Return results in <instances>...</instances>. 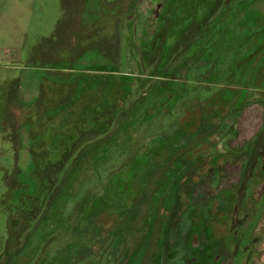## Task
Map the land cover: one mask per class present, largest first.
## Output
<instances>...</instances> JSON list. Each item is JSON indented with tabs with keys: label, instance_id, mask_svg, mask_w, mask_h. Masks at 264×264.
I'll use <instances>...</instances> for the list:
<instances>
[{
	"label": "rangeland",
	"instance_id": "1",
	"mask_svg": "<svg viewBox=\"0 0 264 264\" xmlns=\"http://www.w3.org/2000/svg\"><path fill=\"white\" fill-rule=\"evenodd\" d=\"M203 1L209 0H196L193 6L190 5L189 7H194L192 9L194 10L193 16L187 17L178 15L179 3L173 5V17L170 18L167 27L161 31L158 41L165 47L164 50L156 54L155 48L140 49L139 53L148 51V57L144 53L139 59L142 67L137 73L138 77L125 80L123 76L121 77V81L118 83L119 99L122 101L120 119L115 128L112 127L105 132V141L100 142L101 133H97V143L91 144L92 139H89V147L81 150L82 143L78 142L76 148L68 152L63 151V145L57 148L53 145L52 148L50 144H43V156L36 155L34 160V164L37 165L36 171L41 175L40 177L52 176L48 173L50 169L48 166L53 167V164L61 161L64 157L65 160L61 161L63 168L69 166L72 159L77 157L76 164L82 170L77 175L63 177L64 179L62 178L60 182L62 175H57L52 169L53 177L50 180H54V183L58 185L55 188V197L52 198L53 202L46 211H42V217L36 219L30 229L22 233L26 224L25 220L32 215L27 216L30 214L21 209L16 211L15 208L20 205L19 203L22 204L23 198L16 206L11 201L14 189L15 193L21 191L18 190L19 185L16 183L18 177L20 179L26 177L22 170L15 165L17 155H20L17 154V151L19 152L22 148L21 138L23 136L25 139L28 136H36L42 128H19L17 125L11 126V128L9 125V121L13 125L17 124L18 119L22 121L27 117L31 123H35L38 119L37 113L34 111L29 113L28 110L23 112L12 101L15 100L17 92L19 94L21 91V82H24L25 87V80L21 76L23 73L29 72L38 77L41 70H46L50 72V76L59 77L57 72L48 70V57L51 48L45 47V45H48V42L56 41L53 36L54 32L66 12L72 13L70 17L72 20L66 21L68 26L65 28L68 30L62 33L66 40L61 45L58 42V46L60 50H71L72 57L84 53V50L79 51V47L75 45L77 38L85 39L88 35L92 38L91 35H96L100 31H88L85 30V27H81L80 16H75V13L78 11L77 7L83 6V0H0V264H113L112 258H109L110 261L106 260L107 256L101 259V252L103 247L106 250L111 241L109 235L115 232H118L122 238H125L123 233L128 234L131 241L129 252L135 256L138 263L143 257V249L140 250L142 245H139V241L146 228V224L143 222L144 202L150 198L149 196H153L161 185L167 186V183H171L170 179L173 177L171 172H178L179 185L189 187L188 185L195 184L194 193L204 192V188L200 187V184L208 183L214 179L208 167L210 160L205 157L206 155L208 157V154H212L213 151H218L222 157L226 156L232 159L231 164L223 162L221 165L224 173L222 176L224 187L236 183L241 184L249 174V166L254 162L252 158L262 156L261 153L264 151V52L253 55L251 50L248 53L239 49L225 50L223 47H217L215 52V41L219 44L225 43L227 40V36L223 33L224 23L216 15L215 6L211 7L212 10L209 11L210 7L207 8ZM101 2L104 6L100 7L101 12L104 13L101 24L105 29L102 45L105 47V55L109 56L112 55L113 45H115L112 42V35L118 33L116 27L114 30L113 28L120 17L123 19V13H127L128 17L132 16L134 2H130V0L116 2L100 0ZM117 2L122 3V10H115L116 13L112 16V6ZM225 3L226 0L222 4L225 5ZM244 4L249 5V14L247 11L244 13L243 17L246 20L240 18L243 21L241 25L245 22L250 26L248 27L249 31H240L238 38L240 46H245L249 41H253L257 34L261 35L262 39L260 40L264 42V19L259 22L261 28H258V25L252 24V19L256 16L250 14L251 12L262 14L264 0H230L229 7L239 13ZM255 4L258 5L250 7ZM223 10L227 9L222 8L219 12L221 13ZM94 22L96 24L95 20ZM241 28L235 30L238 32ZM120 34L123 38L127 32L121 31ZM121 40L119 38L118 43ZM70 44L71 49L68 47ZM154 44L157 45V43ZM153 57L158 58V70L165 66L168 68L171 63L182 62L188 64L190 69L180 85L179 99L175 101L173 98H169L171 105L164 104L163 108H160V105L163 104L162 101L164 102L166 97L162 95L163 93L150 88H158L164 84V81L155 79L157 74L149 73L148 58ZM194 57L196 58L194 63L191 65L189 62L186 63V59L193 60ZM214 64H216L215 78L212 81L210 79L204 81L207 74L203 73V70H212ZM125 68L126 64L117 62L115 68L105 66L104 71L105 73H111V71L128 73ZM130 69L129 72H133L134 65ZM182 73L183 71H180L174 77L176 80L171 83L174 87L172 89L178 88ZM25 74L23 78H25ZM105 79V99L109 98L111 105L114 103L115 106V102H112L114 96L108 94L109 90L114 87L115 80L109 75ZM17 83L20 88L18 91L16 90ZM169 92L171 91L168 90L165 93ZM141 94H145V96ZM115 96H118V91L115 92ZM55 98L53 96L51 100ZM84 101L87 102V97L84 98ZM152 107L156 111L151 117L149 114L152 113ZM90 115L88 113L81 122L84 129L87 125L92 124L93 119ZM103 120L105 119L100 121ZM21 129L24 131L22 132ZM114 135H119L116 142L111 141ZM93 136L95 135H85L80 141L83 142ZM151 140L153 142L147 148L149 156L142 155L147 151L146 145ZM167 141H171L174 146L167 145ZM11 143L13 144L11 145ZM212 144L216 145V150H210ZM248 148L251 151L254 149V155L251 154V159L245 165L247 169L244 168L241 173L243 166L242 160L239 158L242 157L241 155L247 156ZM167 153L168 158H165ZM21 157L26 158L27 156L24 154ZM135 157L141 159L136 160L137 166L133 160ZM222 157L220 156V158ZM248 157H250L249 153ZM145 159L149 163H153V170L146 171L149 166L148 163L144 164ZM46 160H48L46 163L48 166L40 170L41 162H46ZM23 161L21 159V166L25 164ZM163 164L166 165L165 168L162 167ZM197 164L200 169L203 164V169L197 168L200 172L191 175L193 167H197ZM11 170L12 173H10ZM42 170L45 171L42 172ZM166 170L167 172L164 173ZM23 171L28 174L27 169ZM47 181L49 182V180ZM47 181H42L43 187L46 186ZM251 182L252 179H249V184ZM245 188L244 184L237 191V198L241 201L244 200ZM34 189L25 187L21 194H31ZM102 194H108L105 199L119 203V206L124 205L125 201H129V203L132 201L127 215L131 221L129 224L135 231L134 234L124 226L125 214L121 213V208H114L108 203L103 204L100 200ZM257 194L258 188L256 187L252 190V198L249 193L248 201L256 199ZM68 198L70 199L67 201ZM54 200L59 201L61 206L63 205L64 213L69 212L71 206H75L74 213L76 215L73 214L71 220L80 218L82 207L84 208L85 205L93 207L88 217L84 218L89 222L88 244L80 247L79 251L72 249L76 246L72 244V237L68 229L64 228L63 220L67 215L61 213L58 218L53 214L57 203ZM92 201L93 204H91ZM76 202L79 203L74 205ZM80 203L81 205H79ZM262 204L260 201L255 203L254 217L253 214L249 216L246 220V229L239 230L234 236L236 238L235 249L233 253H230L233 264H264V256L259 259L255 255V243L251 240V230L258 223L257 214L261 210L260 205ZM80 222L77 223L78 228L72 230V233H76L78 237L86 235L82 234L83 229ZM155 222L153 219L152 228L150 226L149 229H146L148 232H152V241L154 242ZM98 224L103 228H98ZM258 231L264 235V220L260 223ZM20 232L22 235L18 239ZM220 232L224 233L225 230ZM80 239L77 240L79 243ZM123 247V244L120 245L121 254L124 250ZM35 252H37L36 256ZM146 262L147 260L141 261V264ZM119 263L126 264L123 262V255L120 256Z\"/></svg>",
	"mask_w": 264,
	"mask_h": 264
},
{
	"label": "flooded vegetation",
	"instance_id": "2",
	"mask_svg": "<svg viewBox=\"0 0 264 264\" xmlns=\"http://www.w3.org/2000/svg\"><path fill=\"white\" fill-rule=\"evenodd\" d=\"M114 1L116 2L118 0H113V2ZM195 1L196 0H130V2H134L131 12L132 16L128 17L127 13H123V19L120 17L116 26H114L113 30L116 27L118 33L112 35V42L113 44L115 43V45H113L112 55L109 56L105 55V47L102 45L105 36V29L101 24V18L104 14L101 12L102 9H100V7H104L102 2L100 3V0H83V6L80 8L77 7L78 11L75 13V16H80L79 22L81 27H85V30L88 31H100L96 35H91L92 38L88 35L85 39H76L75 45L79 47L78 50H84V53L79 56L75 55L72 57L71 50H60L58 46V42H60L59 44L61 45V43L66 40L65 36L62 35L65 30H68L65 28L68 26L66 21L68 19L72 20V18H70L72 13L69 14L66 12L54 32L53 36H55L56 41L54 43L48 42V45H45V47L49 46V48H51V53L48 57V70L57 72L56 74H59V77L50 76V72L46 70H41V74L38 77L29 72L26 74L23 73L21 77L25 80V87L24 82H21L20 95L17 92L15 100H12L21 108V111L24 112V110H28L29 113L31 111L37 113L38 119L35 123H31L28 117L25 116L27 118L22 121L18 119L17 124L12 125L11 121H9L10 127L17 125L19 128H42L40 133L36 136H28L26 139L23 136L21 138L22 148H20L19 152L17 151V154L20 155H17V162L15 161L17 168H20L23 174H25L23 171L24 169H27L28 173L33 172L34 174L35 156H41L42 149H44L43 144H50L51 147L54 145L56 148L63 145V151L68 152L72 143L81 142V150L89 147L88 144L90 143H97V133H101L100 142L105 141L104 138L106 135L104 127L108 126L109 128H115L116 123H118L120 119L121 100L119 99L120 90L118 88V83L121 81V77L123 76L125 79H128L139 76L137 73L142 67L139 59L142 58V54L144 53L148 57V51H144V53L141 51L139 53L141 48H155L156 54L165 49L158 41L161 37V31L167 27L170 18L173 17V5L179 3V16H193L194 10L192 9H194V7L192 6ZM223 1L224 0L203 1V3L207 5V8L210 7L208 9L209 11L212 10L211 7L215 6L216 15L219 17V20L221 19L224 23L223 33L227 36V40L225 43L219 44L215 41V52L217 47H223V49L231 51L239 49L247 51L248 53L251 50L253 51V55H259L264 52V42L260 40L262 37L259 34L254 37L253 41H249L245 46H240L241 43L238 40L240 31H249L248 27L250 25L245 22L241 25L243 21L240 20L241 17L246 20L243 15L246 11L248 13L249 5H242L241 11L236 13L229 7L230 0H226L225 5L222 4ZM190 5L192 6L189 7ZM256 5L258 4L250 7ZM121 8V2H117L112 6V16L115 15V10L121 11ZM222 8H226L227 10H223L220 13L219 10ZM94 9L97 11H93ZM250 14L256 16V18L254 17L252 19V24L255 26L258 25L257 27L261 28L259 22L263 21L264 12L262 14L251 12ZM94 20L96 24H94ZM238 28L241 29L237 32L235 29ZM70 31H72V29H70ZM121 31L127 32V35L123 38L120 34ZM119 38L122 39L120 43L117 41ZM154 43H157V45ZM68 47L71 49V44ZM55 55H57V57H55ZM195 59V57L193 60L188 58L186 59L187 61H185L186 63L189 62L191 65V63H194ZM117 62L126 64L125 70L127 69L128 73L122 74L117 71L105 73V66L115 68ZM133 65V72H129V69ZM158 65L159 61L157 57L148 58L149 73L157 74L155 79L157 78L164 81L161 87H150L156 92L163 93L162 95L166 97L164 102L162 101L163 104L160 105V108H163L164 104L171 105L169 98H173L175 101L179 99L181 95L180 85L182 84L185 74H187L190 69L189 65L183 62L171 63V65H168V68L165 66L161 70H158ZM180 71H183L184 74L182 73L181 78H179L181 79L179 81L180 84L177 82L179 84L178 90L176 88L172 89L174 87L171 83L176 80L174 77ZM214 72H216V64L213 65L212 70H203V73L207 74L204 81H208V79L212 81L215 78ZM24 74L25 78H23ZM108 75L112 76L115 80L114 87L108 92V94L114 96L115 101L113 100V102H115V106L114 103L111 105L109 98L105 99V78ZM175 86L177 87V84ZM18 89H20L19 83L16 85V90L18 91ZM168 90L171 92L165 93ZM116 91H118L117 97H115ZM145 94L141 95L145 96ZM53 96L56 98L51 100ZM85 97H87L86 103L84 101ZM154 111L156 110L152 107V113H150L149 116H154ZM88 113L91 114L90 116L93 121L92 124L87 125L86 129H84L81 122ZM101 119L105 120L100 121ZM90 127L93 129L97 128V132L93 130L90 131ZM21 131L23 132L24 130L21 129ZM85 135L95 136L83 142L80 141ZM118 136L119 135H114L111 141L116 142ZM65 137L67 138L64 139ZM89 139H92L90 143L88 142ZM152 142L151 140L146 145V150ZM166 143L167 145L174 146L171 141H167ZM12 144L13 143H11V145ZM162 144H164V142H162ZM161 147L163 148L164 146ZM211 147L210 150H216L215 144H212ZM253 152L254 149L251 151V149L248 148L246 157L244 155H241L242 157L239 156V160H242L243 166L241 167V173L247 161L251 159V154L252 156L254 155ZM248 153L250 157H248ZM24 154H26V158L21 157ZM143 154L149 156L148 150L143 152L142 155ZM261 154L262 156L252 158L254 162L250 164L248 169L249 174L243 179L242 183H236L228 187H224L223 184L222 176L224 173L222 172L221 165H223V162L225 164H231L232 159L226 156L222 157V154L218 151H213L212 154H208V157L206 155L205 158L210 160L208 167L214 179L208 183L200 184V187L204 188V192H198L197 194L194 193L195 184H191V186L188 185L189 187L179 185L177 178L178 172H171L170 174L173 175L170 179L171 183H167V186L165 184L161 185L155 191L156 193L153 196H149L150 198L144 202L145 216L143 217V222L146 224V228L139 241V245H142L140 250L143 249V257L140 260H147L145 264H233L230 253H233L235 249L236 238H234V236L239 230L246 229V220L252 214L254 217V205L258 201L263 204L260 205L262 208L257 214L258 223H256L251 230V240L255 243V255H257L259 259L263 257L264 235L258 231L260 229V223L264 220V151H262ZM220 156L222 158H220ZM165 158H168V153ZM21 159L24 160L23 163H25L23 166L20 164ZM133 160H135V166H137L136 160L141 159L140 157H135ZM76 162L77 157L72 159L69 166L62 167L60 174L67 176L80 173L82 168H79ZM147 163L149 167L146 168V171L149 172L153 170L154 167H152L153 163L151 164L145 159L144 164L147 165ZM75 164L76 166H74ZM163 166L165 168L166 165L163 164L162 167ZM200 167L203 169V164ZM197 168H199L198 164L197 167H193L191 175L200 172L199 170L201 169L199 168L198 170ZM12 170L10 173H12ZM166 172L167 170L164 173ZM249 179H252L251 184H249ZM244 184L246 185L244 200L241 201L237 198V191L240 190ZM256 187L258 188L257 198L248 201L249 193L252 198V190ZM107 196L108 194H102L100 198L101 202L103 204L108 203L114 208L120 207L121 213L125 214L124 226L134 234L135 231H133L132 226L129 224L131 221H129L127 215L132 206V201L131 203L125 201L124 205L119 206V203H113V201L109 199L106 200L105 198ZM91 204H93V201ZM92 209L93 207L88 205H85L84 208L82 207L80 218L71 220L68 228V232L71 234L72 239L77 241L81 238L80 242L82 245L88 244L89 222L85 221L84 218L88 217ZM153 219L156 221L155 242L152 241V232L146 230L149 229L150 226L152 228ZM78 222H80L81 228L83 229L82 234H86L82 237H78L76 233H72V230H75L76 227L78 228ZM101 227L102 226L98 224V228ZM222 230H225V232H220ZM123 234L125 238H122L118 232L110 234L111 241L108 243L106 250L103 247L102 254L108 255V261H110L109 258H112L113 264H120L121 255H123V262L126 264H136L137 259L129 252L131 243L129 240L130 237H128V234ZM122 244L124 245V250L121 254L120 245ZM146 256H148V259H146ZM140 260L137 264H141Z\"/></svg>",
	"mask_w": 264,
	"mask_h": 264
},
{
	"label": "trees",
	"instance_id": "3",
	"mask_svg": "<svg viewBox=\"0 0 264 264\" xmlns=\"http://www.w3.org/2000/svg\"><path fill=\"white\" fill-rule=\"evenodd\" d=\"M124 80H125V78H124ZM105 89H106V87H105ZM116 97V96H115ZM114 100V99H113ZM113 100H112V102H113ZM115 101V100H114ZM122 102V101H121ZM90 129V131L91 130H93L94 132H97V128H89ZM108 129H110L108 126H105L104 127V132H106ZM105 135H106V133H105ZM120 135V134H119ZM76 146H77V143H72V146L69 148V151H71V150H74L75 148H76ZM43 151H42V153H41V155L43 156ZM41 156V157H42ZM62 160H65V159H62ZM61 160V161H62ZM61 161L59 160V161H57V163H55V164H53L54 166L52 167V166H48L46 163L48 162V160H46V162H41V165H40V167H39V169L41 170V168H43V167H49L50 169H49V171H48V173L50 174V175H52V176H50V177H47V178H43V177H40L41 175L39 174V173H37V165H35V172H34V174H33V172H30V173H28V174H24L26 177H22L21 179L18 177V179H17V181H16V183H18V185H19V189L18 190H21V191H18L17 193H15V189H14V192L12 193L13 195H12V199H11V201L14 203V205L16 206V204L18 203V202H20L21 201V198H23L22 200H23V202H22V204L21 203H19L20 205L17 207V208H15L16 209V211L17 210H24V212H27L28 214H30V215H27V216H31V217H27V220H25L26 221V224L24 225V227H23V230H22V233H24V232H26V231H28L29 229H30V226H32L33 225V223L35 222V220L36 219H38V218H41L42 217V215H41V213H42V211H46L47 210V208L52 204V202H53V200H52V198H54L55 197V188H56V186H58V185H56L55 183H54V180H50L51 179V177H53V172H52V169L55 171V173H57V175H61L60 174V172H61V169H62V163H61ZM63 162V161H62ZM33 165V164H32ZM45 170H42V172H44ZM23 175V174H22ZM23 175V176H24ZM55 176V175H54ZM63 177H65V175H62L61 176V178H60V182L62 181V178ZM64 179V178H63ZM43 180H49V182L46 184V186L45 187H43V184H42V181ZM72 186H74L73 184H72ZM27 188V187H33V188H35L34 189V191L31 193V194H28V193H25L24 195L23 194H21L22 193V190L24 189V188ZM72 188V187H71ZM17 189V188H16ZM54 191V192H53ZM53 192V193H52ZM31 195V196H30ZM15 196H17V197H15ZM30 196V197H29ZM20 197V198H19ZM26 198V199H25ZM70 198H68L67 199V201L69 200ZM54 202L56 203L55 205H56V209H55V211H53V214L54 215H56L58 218H60V214L61 213H64L63 212V205L61 206L60 204V202L59 201H55L54 200ZM36 203V204H35ZM68 203V202H67ZM77 203H79V202H76V203H74V205H76ZM81 204V203H80ZM79 204V205H80ZM25 208V209H24ZM61 210H62V212H61ZM74 210H75V206H71L70 207V209H69V212H67V213H64L65 214V216L67 215V217L66 218H64V220H63V224H64V228L66 227V229H68L69 228V226H70V222H71V216L73 215V214H75L74 213ZM76 215V214H75ZM56 217V218H57ZM69 217H70V220H69ZM54 228V227H53ZM21 232H20V234H19V236H18V239H20L21 238ZM17 239V241H19ZM72 244L73 245H75L76 247H78V248H76V247H73L72 249L74 250V251H79L80 249V247H82V246H85V245H82L81 244V242L79 243V241H76V240H73L72 239ZM37 251V250H36ZM36 253L37 252H35L34 253V255L36 256ZM103 253V250H102V252H101V254ZM107 256V259L106 260H108V255H104V254H102V257H101V259H103L104 257H106ZM105 260V261H106ZM23 264V263H22Z\"/></svg>",
	"mask_w": 264,
	"mask_h": 264
}]
</instances>
